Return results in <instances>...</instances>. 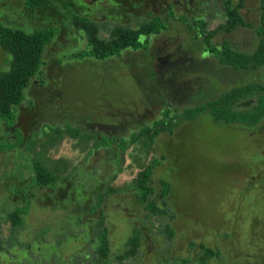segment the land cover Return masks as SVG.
Listing matches in <instances>:
<instances>
[{
    "label": "rangeland",
    "instance_id": "rangeland-1",
    "mask_svg": "<svg viewBox=\"0 0 264 264\" xmlns=\"http://www.w3.org/2000/svg\"><path fill=\"white\" fill-rule=\"evenodd\" d=\"M25 4L26 0H0V25L14 27V21L25 19ZM257 6L259 1L248 4L249 9ZM218 11L222 10L214 2L208 8L209 13ZM248 18L259 24L255 14H248ZM25 21V31L31 32L32 27ZM209 28H215V23ZM72 34L64 31L46 48L42 72L32 80L25 92V102L17 110L16 129L0 118V221L18 204H27L31 212L21 233L23 238L32 239V251L39 244L47 247L41 260L62 253L71 262L77 247H81L79 252L86 249L93 258L97 249L93 250L95 245L89 235L79 236L72 243L67 224L73 228L83 225L95 208L94 200L112 188L116 192L105 198L101 208L109 230L111 257L123 253L125 242L138 226L141 231L145 228L144 242L137 256L125 260V264H183L181 259L195 264L204 250L188 255L189 243L195 247L204 239L210 249L218 242L229 248L230 243L224 242L230 240L223 236L232 234L227 229L228 223L236 222L237 228L231 227L236 230V254L226 249L224 260H210L208 264H238L234 259H240L249 250L243 244L252 234L254 222L264 230V129L216 123L217 117L210 112L201 114L204 105L183 111L186 105L171 99L168 101L171 108L182 112L149 109L152 104L144 95L150 94L148 87L152 85L144 69L136 65L145 58L144 52H127L97 64L84 58L89 57L91 48L75 44L70 47ZM77 35L81 37L84 33L76 31ZM245 43L243 50L248 48L249 53L256 50L255 31ZM193 51L196 58L198 50ZM203 57L211 56L205 53ZM9 64L10 56L0 49V72L7 70ZM198 66L189 69L182 78L172 74L171 84H178L179 80L192 83L193 91L186 95L189 97L200 91V82L204 85L203 92H220L218 73L200 71ZM134 74H139L144 83L143 95L132 78ZM238 74L237 79L234 75L226 79L230 77L231 83L236 82L233 88L240 86V77L245 84L257 82L258 77L264 83V67ZM257 98L243 100L236 111H251ZM165 112L164 119L173 124V131L160 133L151 145L152 134L160 125L153 121L162 118ZM188 115L195 120L189 121ZM64 130L69 132L66 136ZM141 131L145 134L139 138ZM91 136L96 140L88 141ZM37 164L62 180L58 188L40 192L33 170ZM149 164H159L152 176L155 199L162 180H167L162 183L164 187L172 185L169 198L172 221L149 218L138 199L141 196L133 185ZM250 211L257 216L253 218ZM168 222L174 232L170 239L163 230ZM221 227L227 229L222 234L218 232ZM9 229V222L0 224L4 236L9 235ZM261 229L257 230L259 235H254L256 238L263 236ZM49 232L52 236L47 237ZM81 232V227H77L73 233ZM46 240L51 245L47 246ZM21 250L14 248L13 253L19 256L13 264L31 261L27 248ZM256 258L242 260L240 264H264L262 257Z\"/></svg>",
    "mask_w": 264,
    "mask_h": 264
},
{
    "label": "flooded vegetation",
    "instance_id": "flooded-vegetation-1",
    "mask_svg": "<svg viewBox=\"0 0 264 264\" xmlns=\"http://www.w3.org/2000/svg\"><path fill=\"white\" fill-rule=\"evenodd\" d=\"M255 1H259V6L249 9L248 4ZM213 2L216 8H221V12H208V8ZM236 8L243 22L239 25L235 22V12H231L232 9L236 10ZM24 11L25 23L30 28L32 27L33 31L31 30V32L45 28H53L54 35L48 46L54 44V41H57V37L64 33V31L73 33L74 39L69 44L70 47L75 44L80 47L84 46V48H90V40L92 37L99 38V41H111L115 30H121L123 35H135L140 45L128 47L118 56H122L127 52L140 51L145 53V58L139 60L140 63H136V65L138 64L137 66L140 65L144 69L152 85V88L148 87L150 92L148 95L150 96L144 95V98L147 101L149 100V104H152L149 109L162 108L161 113H163L164 109L173 111L174 113L182 112V109L171 108L168 103L171 99L173 102L186 105L183 111H186L188 107L204 105L202 110H200L203 116L206 112H210L214 117H217L216 114L219 113L217 111L218 108L232 115L237 112L236 107L243 101L236 104L235 96L237 95L232 91L237 88L249 87L252 85L264 88V83L262 84L259 77L257 78L258 81L252 84H245L243 82L244 79L240 77L238 78L241 80L240 86L235 88H233L232 85L236 84V82L231 83L230 77L226 80L228 75H234L235 79H237V75L240 76L241 74H238V71L261 70L264 65L256 68L248 66L237 68L233 66L230 61L225 60L227 56H234L236 54L250 57L258 50L261 41V26L264 23V0H41V5L36 8L28 6L26 0ZM250 13L257 16V20L259 21L258 25L248 18V14ZM25 19L14 21V27H9L7 25L0 26L25 31V26H23ZM214 23L215 28H209V26ZM76 31L83 32L84 35L81 37H78V35L75 36ZM252 31H255L257 34L258 45L254 52L249 53L247 52L249 50L248 48L245 49V51L242 47H246L245 40L248 35H251ZM217 37L220 38L215 40ZM238 37L239 39H237ZM82 42L83 44H81ZM123 42L122 40V43ZM193 49H196V51L198 50L197 59L195 58V51H193ZM205 53H209L211 57H203ZM114 57L102 59L89 56L84 58H88L89 61L90 59L95 60L92 62L100 64L101 62H108V60L111 61ZM222 57H224V59H222ZM48 62L50 63V61ZM197 64L199 65L197 68H199L200 71H214L218 73L221 78L219 87L220 92H203L204 85L200 82V91L189 97L191 93L189 90L193 91L194 85H192V83L185 84L179 80L178 84H171L172 74H176L178 78H182L189 69H192ZM132 78L135 80L137 87H140L141 94H144V83L141 82L140 75L137 74L135 76L134 74ZM141 94L138 95L140 96ZM187 94L189 96H186ZM224 96H229L228 101L226 98H223ZM242 96L261 95L247 94ZM215 107H217V109ZM166 112L162 114V118L153 121V123L162 122ZM194 120L195 118L189 121ZM216 121V123L242 124V126L248 127L249 125L258 129H264V117L255 125L238 123L236 121L226 122L218 118ZM116 127L118 128V126ZM116 127H114V129ZM113 132H116V130ZM106 136L109 137L107 133ZM109 138H113L116 141L118 140L116 136H111ZM165 181L167 180H162L160 182L161 188L156 199L155 190L154 194L151 196L155 204L153 210H147L146 206L141 203L137 196L149 218L156 219L157 217H164L167 220L171 218L170 213L172 210L169 208V198L173 192V188L171 183H169L170 191L166 196L162 197L161 195L164 190V185H162V183ZM251 213L253 218L257 216L255 212L252 211ZM170 221H172V219ZM141 224L140 222L139 225ZM167 225L173 232L169 222ZM250 225H252V223ZM231 227H236V222L232 224L230 222L228 223L227 229H229V232L233 231L232 234H225V236H223L225 239L230 240L224 243H230L231 247L225 248L221 242H218L213 249H210L205 246L203 239L202 242L195 244V247L189 243L187 254L192 255L193 251L201 252L204 250V253L198 256V260L195 264H208L210 260H224L226 249L232 252V254L233 252L236 254V245L238 244L237 241L235 242L236 238L234 237L236 230H233ZM144 229L145 228L141 231L140 228L136 226L132 232V235L136 232L140 234L141 246L145 237ZM227 229L221 227V230L218 232L222 234ZM252 229V234L249 235L248 239L245 238L246 241L243 244L249 246V250L242 255L243 257L240 259H234L238 264H240L242 260L248 262V260L258 259L256 257H262L264 260V230L258 227L256 222H254ZM258 229L263 230V236L260 235V237L256 238L254 235L258 234ZM163 230L169 239L174 236V232L172 237L169 236L171 232H168L166 225ZM132 235L130 237H132ZM130 237H128V239ZM257 239L261 241L258 242ZM210 250L212 251L211 253H209ZM259 253L260 255H258ZM181 260L183 264L189 263L185 259ZM193 261L194 259L191 260V263H194ZM241 264L243 263L241 262Z\"/></svg>",
    "mask_w": 264,
    "mask_h": 264
},
{
    "label": "trees",
    "instance_id": "trees-1",
    "mask_svg": "<svg viewBox=\"0 0 264 264\" xmlns=\"http://www.w3.org/2000/svg\"><path fill=\"white\" fill-rule=\"evenodd\" d=\"M27 4L31 8H36L41 5V0H27ZM231 12H235L236 24H242V18L238 14L237 8L236 10L232 9ZM260 34V46L254 55L245 57L236 54L234 56H227L225 60L230 61L232 65L237 68H244L245 66L256 68L264 65V23L261 26ZM53 35V28L25 32L0 26V48L10 56L9 68L0 72V118L3 119L7 125L11 124L13 130L16 129L17 110L26 100V90L29 88L32 80L40 76L42 72V66L44 65V52L51 42ZM122 40L124 41L123 43ZM137 45H140V43L135 35H123L121 30H115L111 41H99V38L92 37L90 40L91 54L89 56L102 59L114 57L118 56L124 49ZM232 92L237 95L235 96L236 104L244 99L255 97L242 95L260 94L261 96H256L258 97L257 102L250 112H236L235 114L230 115V113L224 112L215 107L219 112L216 114L217 118L226 122L236 121L238 123H247L251 125L258 124L264 117V88L252 85L249 87L237 88ZM223 98H226L228 101L229 96H224ZM187 117L188 119H192V116L188 115ZM158 124L160 125L150 139L151 145L155 144L156 138L160 133H171L173 131V124H169L165 119ZM62 132H64L65 136L69 133L67 130ZM144 134L145 132L141 131L138 134L139 138L144 136ZM93 139L96 140V138L91 136L88 138V141H92ZM134 143L135 141L130 145H127L122 152L127 151L129 146ZM158 165L149 164L146 168L141 170L133 185L137 191L136 193L141 196L139 197L141 203L146 206L147 210H153L155 207V204L151 199V196L154 194L152 176ZM33 170L36 187L39 188L40 192L47 189L55 190L59 187L62 180H59L56 174L47 171L38 164L34 165ZM169 191L170 187L168 184L167 187H164L161 196H166ZM115 192L116 190L109 188L107 193L94 200L93 205L95 208L90 212L91 217H88V219L83 222V225H77V227H81L82 229L81 234L74 235L73 232L77 230V227L75 226V228H73L71 225L67 224V231L71 235L72 243L74 241L73 239L79 238V236L89 235L91 238L90 242H93L92 244L95 245L93 250L95 251V249H97V253L93 254V258L91 254L87 253L86 249L79 252L81 247H77L76 254L71 257V262H69V257H66V255L62 253L59 256H51L49 260H41V256L43 252H45L44 248L47 247L44 246L43 248V246L39 244L37 245L38 247H34V250L32 251V239H25L22 237L21 229L26 224L27 216L31 211H29L30 208L29 206L27 207V204L24 206L18 204L15 207L13 206L14 209L6 212V215L4 216L5 219L3 218L0 221V224L4 221L9 222L10 224L8 236H4L0 232V264H13L12 261L16 260V257L19 256L13 253V250L16 247L19 249L21 248V251H23V248H27L30 254L29 259H31V261L27 260L24 264H125V260L135 258L141 247V237L137 232L125 242L122 254L116 255L114 258L111 257L109 230L106 226L105 215L101 208L105 198ZM83 209L85 210L86 208ZM166 229L168 232H171L169 236L172 237L173 232L168 225H166ZM85 232H88V234H84ZM49 236H52L50 232L47 237ZM62 240L65 242L66 239L62 237ZM45 242L47 243V246L51 245L49 241L46 240ZM85 244H89V242L84 243V245ZM211 252L212 251L210 250L209 253Z\"/></svg>",
    "mask_w": 264,
    "mask_h": 264
}]
</instances>
